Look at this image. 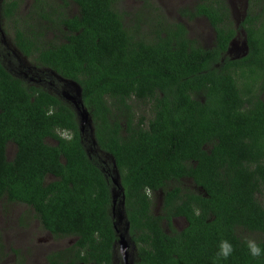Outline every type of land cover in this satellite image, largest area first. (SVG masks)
Returning <instances> with one entry per match:
<instances>
[{"label":"trees","instance_id":"16d2710c","mask_svg":"<svg viewBox=\"0 0 264 264\" xmlns=\"http://www.w3.org/2000/svg\"><path fill=\"white\" fill-rule=\"evenodd\" d=\"M56 1L41 9L34 0L15 44L76 86L91 138L71 103L26 86L0 61V201L26 206L43 231L73 240L46 264H114L117 208L134 264H213L225 239L235 251L220 264H264L243 235L264 237V0H248L237 29L226 0H199L185 14L207 20L208 49L181 22L128 30L116 0ZM240 29L247 51L232 59Z\"/></svg>","mask_w":264,"mask_h":264},{"label":"rangeland","instance_id":"374dc122","mask_svg":"<svg viewBox=\"0 0 264 264\" xmlns=\"http://www.w3.org/2000/svg\"><path fill=\"white\" fill-rule=\"evenodd\" d=\"M199 0H116L115 10L123 19L124 26L130 30H139L141 35H147L151 29V25L156 20L163 19L165 22H181L186 26L188 37L193 39L197 45L203 48H211L214 42V33L208 22L204 18L186 22L179 18L178 11L186 8L191 9ZM244 0H226L227 7L230 10V19L234 27L239 25L240 19L244 12ZM75 10V9H74ZM76 12V10H75ZM74 13V12H73ZM8 36H12V31L8 29ZM236 38L230 46L228 52L234 57H239L244 50V34L239 30ZM4 41H8L4 37ZM12 60V58H9ZM16 67L13 62H10ZM44 72V71H43ZM47 82L55 83V78L44 72ZM60 92L65 93L69 101H74L75 93L71 88H67L66 84L57 85ZM63 88V89H62ZM83 135L91 138L89 133V125L86 124ZM47 143L52 144L49 140ZM14 145L7 148V157L11 159L14 153ZM97 154H100L97 152ZM105 158L106 162L111 159ZM191 186L190 182L186 183ZM190 188V187H189ZM193 188V187H191ZM158 202V199H157ZM159 203V202H158ZM159 212V205L155 204L152 208L153 215ZM115 218L119 224V235H122L127 243V264H131L136 260L135 247L128 238L124 228H126L123 211L116 209ZM183 223H180L182 228ZM247 239L259 240L263 239L259 234H247ZM73 243L72 239H55L41 229L37 220L34 219L32 211L24 205L7 204L0 201V264H46V257L50 253L59 251L67 245ZM120 259V260H119ZM114 264L117 262L122 264V260L118 253V245L114 257Z\"/></svg>","mask_w":264,"mask_h":264},{"label":"flooded vegetation","instance_id":"af4514ba","mask_svg":"<svg viewBox=\"0 0 264 264\" xmlns=\"http://www.w3.org/2000/svg\"><path fill=\"white\" fill-rule=\"evenodd\" d=\"M10 1H13V0H0V61H1L2 66L11 76L21 80L26 86L32 85V86H35L36 88H42V89L46 88L45 90L49 94H53V95L59 97L61 100L70 104V101H68L65 98V96L63 95V93L59 91L57 85L58 84H63V85L66 84V87L68 89L72 88V87L75 88V85L72 82H69L67 80H65V82H63L62 80H64V79L60 78L59 76H57L53 72H49V74L52 75V77L55 78L56 81H54L55 83H53V84H51V82L48 83L47 78L45 77V74L43 72L45 70H42L41 68L36 66L34 63H32L31 59L22 55L20 49L15 44L16 43L15 42V31L17 29L19 30L21 28H23V29L27 28L23 21L27 18L29 13H31L30 12L31 6L34 4V0H18L17 7L12 10L11 15H9V17H8L5 15L4 10L6 8V5ZM50 1L51 0H40L39 6L41 7V9H44V6L47 3H50ZM54 1H56V0H54ZM198 2H200V1H198ZM58 4L61 5L59 0H58ZM196 4H194L193 7H195ZM243 4H244V12H243V15L240 19V23L245 18V12H246V9L248 7V0H244ZM193 7L191 9L183 8V9L179 10L178 11L179 18L187 20L186 22H191L193 20L204 18V17H195L193 19L187 18L185 13L187 11H193ZM74 9L76 10V12ZM65 12H66V14L73 17V16L78 14V7L75 4L69 2L68 5L66 6ZM180 13H182L183 16L180 15ZM237 27H239V25L235 26L236 29H237ZM8 29H10L12 31V36H8L9 35ZM242 32H243V30H242ZM243 34H244V32H243ZM25 35L27 36L28 33L26 32ZM236 36H235V38H236ZM4 37H6V39H9V42L4 41ZM235 38L229 43V48L232 45ZM229 48H228V50H229ZM228 50L226 52V55L232 59H238V58L244 56L246 51H247L245 39H244V50L245 51L239 57L232 56L230 54V51L228 52ZM7 56H9V58H12V60H9L7 58ZM10 62H13L14 65H16V67H13L10 64ZM9 145H12V144H9ZM9 145L7 146V148L9 147ZM114 204H115V200H114ZM181 222L183 223V221L181 219H176L173 221L174 225L180 229H181V226H180ZM117 232H118V236H119V231H117ZM262 238L264 240V237H262ZM134 262H131V264H134ZM115 264H119V263L116 262ZM122 264H123V262H122Z\"/></svg>","mask_w":264,"mask_h":264},{"label":"water","instance_id":"95a60500","mask_svg":"<svg viewBox=\"0 0 264 264\" xmlns=\"http://www.w3.org/2000/svg\"><path fill=\"white\" fill-rule=\"evenodd\" d=\"M62 81L65 82V80H62ZM71 89L74 91V93H75L76 96L73 97L74 98V101H70V103L72 104L73 108L75 109L76 114H77V117L79 119V129H80V132L83 133V130H84L85 125L88 124L90 126V119L88 117L87 112L83 109V106L81 105V103H80V101L78 99V97H79V90L77 88H73V87ZM63 95L67 99L66 94L63 93ZM112 182H113V185L119 191H121L120 188H119L118 183L116 182V180L112 179ZM116 196L118 197V193L114 192V197H116ZM113 204H114V201H113ZM125 231L127 233V228L125 229ZM117 245H118V253H119V256H120L123 264H127V259H128L127 243L125 242V240L122 237V235H119L118 236Z\"/></svg>","mask_w":264,"mask_h":264},{"label":"clouds","instance_id":"9594fccd","mask_svg":"<svg viewBox=\"0 0 264 264\" xmlns=\"http://www.w3.org/2000/svg\"><path fill=\"white\" fill-rule=\"evenodd\" d=\"M48 114H51V112H49ZM245 245L248 249L249 255L252 258L255 259L264 256V249H262L254 239H247L245 241ZM234 251V246L230 241H228L227 239L221 240L218 245V251L216 252L213 264H220V261L228 260L229 257L232 256Z\"/></svg>","mask_w":264,"mask_h":264}]
</instances>
